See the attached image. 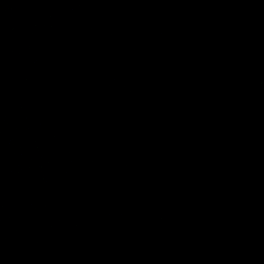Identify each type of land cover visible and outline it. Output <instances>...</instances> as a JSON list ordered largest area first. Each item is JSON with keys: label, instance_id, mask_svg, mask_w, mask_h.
<instances>
[{"label": "water", "instance_id": "obj_1", "mask_svg": "<svg viewBox=\"0 0 264 264\" xmlns=\"http://www.w3.org/2000/svg\"><path fill=\"white\" fill-rule=\"evenodd\" d=\"M0 264H264V0H0Z\"/></svg>", "mask_w": 264, "mask_h": 264}]
</instances>
